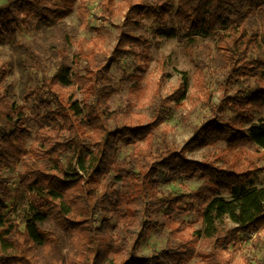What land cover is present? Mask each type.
<instances>
[{
    "label": "trees",
    "instance_id": "trees-1",
    "mask_svg": "<svg viewBox=\"0 0 264 264\" xmlns=\"http://www.w3.org/2000/svg\"><path fill=\"white\" fill-rule=\"evenodd\" d=\"M114 1L103 4L105 20L116 16ZM124 2L128 22L166 25L174 7L173 0ZM78 3L8 0L0 6V41L10 45L9 68L20 76L18 94L11 84L0 88V264H188L197 257L206 264H228L223 253L230 245L237 247L264 229V188L252 187L264 173L257 162L264 161V121L252 124L264 107V0L177 1V26L161 33L188 47L216 38L223 87L255 80L227 98L234 117H214L181 150L157 149L155 131L173 103L186 98L189 81L183 79L174 94L165 96L161 84L147 81L149 38L126 33L105 63L77 54V65L87 63L84 72L74 71L67 62L75 41L66 19ZM86 14L80 6L84 26ZM33 22L42 41L61 57L51 78L39 80L40 54L17 39L18 29ZM60 40L62 49L55 44ZM254 53L262 55L253 58ZM123 60L131 66L118 84L112 66ZM206 69L211 68L199 61L197 77L204 88ZM2 72L6 68L0 64ZM123 82H133L124 113L110 104ZM76 91L82 92L83 105L75 100ZM208 100L214 112L220 111ZM138 105L154 107L147 125L133 119ZM30 122L38 126L32 143ZM220 142L227 148L203 161L187 155V149ZM123 147L128 153L120 159ZM19 166L13 188L7 172ZM182 177L204 183L189 194L161 195V185ZM189 214L195 215L199 230L191 232L192 225L179 219ZM161 226L170 230L167 246L140 256L142 243ZM202 241L210 251L199 249Z\"/></svg>",
    "mask_w": 264,
    "mask_h": 264
},
{
    "label": "rangeland",
    "instance_id": "rangeland-1",
    "mask_svg": "<svg viewBox=\"0 0 264 264\" xmlns=\"http://www.w3.org/2000/svg\"><path fill=\"white\" fill-rule=\"evenodd\" d=\"M7 1L0 0V6L7 3ZM177 1L173 0L174 7L169 13L166 25H162L155 20L128 22L125 18L127 8L125 7L124 0L114 1L117 13L113 19L105 20L103 18L105 13L103 4H105V0H79L75 12L66 19L72 33V38L75 41L74 46L68 49L67 59L68 65L74 71L84 72L83 68L87 63V60L84 59L80 65H77L75 63L77 54L84 53L97 62L105 63L106 58L111 55L118 45L119 36L122 33H126L136 37L145 36L149 38L151 43V65L147 73V81L151 84H161L165 96L174 94L179 89L183 79L189 81L190 88L186 98L180 102L173 103L175 108L171 110L165 121L155 131V147L157 149L171 147L181 150L195 136L196 131L214 117L217 119L234 117L236 114L227 105V98L234 96L243 85H253L255 81L253 79L245 80L244 82H235L228 87H223L222 79L219 75L220 55L217 50L216 38L199 40L195 47H188L180 39L165 37L161 33L167 28L177 26L174 17ZM80 6L87 8V24L85 26L81 24L79 19ZM99 36L103 37L100 41V47H95V40ZM17 39L23 44L33 46L40 54L43 71L38 73L39 80H42L44 77L51 78L58 69L61 57L54 54L51 47L53 45L42 41V34L36 30L35 22L21 26L18 29ZM55 44H60L58 49L63 48L61 40ZM9 50L10 45L0 41V64L6 68L5 73H0V88L3 89L4 84L8 83L13 86L15 94H18L20 76L16 69L14 72L10 71V57L6 54ZM259 55L262 54L254 53L252 57L257 58ZM197 60L205 61L211 68L205 70L208 88L202 87L198 80L197 64L199 61L197 62ZM130 66V60H123L121 63L112 66V71L116 76L118 84L120 83L123 71L129 70ZM132 84L133 82L121 83L120 90L113 95L110 101L112 110L126 112ZM75 94V100L83 105L85 102L82 92L76 91ZM209 97L212 99V105L219 108L220 111L214 112L207 105ZM26 106L29 108L28 113L32 112L30 110L32 105ZM153 109L154 107H151V105L136 106L133 109L135 123L147 125L153 117ZM263 121L264 107L254 117L252 124H258ZM27 127L31 130L32 139L30 143H32L38 126L30 122L27 124ZM226 148V142H220L215 147L198 145L186 151L190 160L200 162L208 155L221 153ZM127 153L128 149L123 147L119 158L123 159ZM67 160L68 156H65L64 161L67 162ZM257 162L259 166L264 167V161ZM80 167L83 168L82 163ZM21 171L22 167L19 166L18 169H12L7 172L12 178L13 188L18 186V173ZM203 183L204 180L198 177L193 179L182 177L174 183L161 185L159 190L163 196H179L196 191ZM118 186L122 188L121 183ZM252 187L264 188V173L254 178ZM225 197L229 199L228 195H225ZM179 219H183L192 225L191 232L201 228L194 214H189ZM169 233L170 230L162 226L153 231L150 237L140 246L138 254L140 256H149L155 250H163L167 246ZM199 249L204 252L211 250L207 241H202ZM223 258L228 264H264V229L259 233H254L251 238H243L237 247L230 245L224 251ZM188 264L206 263L197 257Z\"/></svg>",
    "mask_w": 264,
    "mask_h": 264
}]
</instances>
